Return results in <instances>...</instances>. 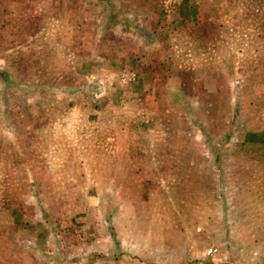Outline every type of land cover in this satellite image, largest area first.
<instances>
[{
	"label": "rangeland",
	"instance_id": "374dc122",
	"mask_svg": "<svg viewBox=\"0 0 264 264\" xmlns=\"http://www.w3.org/2000/svg\"><path fill=\"white\" fill-rule=\"evenodd\" d=\"M239 1L260 4L255 16L264 23V0ZM202 5L203 0H0V264H75L85 252L75 244L85 240L101 245L84 253L87 264H94L96 254L122 259L121 247L111 248L108 229L100 230L94 204L98 200L110 219L114 204L105 198L114 196L126 170L121 166L114 172L109 159L123 160L126 148H139L145 134L147 153L162 147L160 138L173 142L169 124L175 117L164 114L163 93L211 137L215 166H247L240 175L223 171L225 183L218 186L223 198L218 199L228 218L220 227L209 216L214 206L206 171L195 182L183 173L173 201L151 205L156 215L165 212V224L159 221L165 244L178 248L164 252V258L172 264L211 262L221 239L227 257L213 264H264V199H256L264 195V169L258 170L253 156H264V109L248 103L258 92L248 85L235 92L232 81L242 76L235 73L233 57H216L200 43L192 54H197L193 63L200 68L202 89L181 73L189 53L174 45L178 34L169 33L200 19ZM243 29L226 34L241 35ZM234 93L242 102L239 108L230 104L237 100ZM239 122L241 132H236ZM152 131L159 137L152 139ZM239 181L243 191L233 184ZM61 203L65 207L54 205ZM178 204L182 225L171 218ZM87 205L95 211L92 224L82 210H74ZM180 226L183 236L176 235ZM192 242L194 250L185 256L183 248ZM133 249L125 252V264L157 260L149 251L145 258Z\"/></svg>",
	"mask_w": 264,
	"mask_h": 264
},
{
	"label": "crops",
	"instance_id": "0c3cea01",
	"mask_svg": "<svg viewBox=\"0 0 264 264\" xmlns=\"http://www.w3.org/2000/svg\"><path fill=\"white\" fill-rule=\"evenodd\" d=\"M239 2V0H233L232 2L230 0H203V7L199 10V13H201L200 19L185 21L183 26H176L172 28L169 33L173 31V38L175 34H178L174 38V40L177 41L174 45L179 46L181 49L183 48L185 51L187 50L189 53V55H184L186 61L185 64L180 67H185V69L181 73L186 71L191 75L193 82H200L203 89L205 86H203V83L200 80L201 78L199 77L200 68L198 64L193 63V58L197 54H192V49L194 48L193 51L195 52L198 45L203 43L209 50H212V52L215 53L214 55L216 57H228L231 55L234 59L233 66L235 67V73L242 76L239 80L232 81L234 91L240 92L243 90V86L248 85L249 90L254 93L258 92V94H256L257 96H254V99L249 100V105L254 108L259 107L264 109V23L261 22L260 16H255V13L257 14L261 10L259 8L260 4H255L258 6L252 7ZM242 15L253 17L257 22L254 24V21L248 20L245 17L241 20ZM240 25H243L245 28L241 31V35L239 32L234 36L226 34L228 31H231ZM217 34H222L221 38H219L220 36ZM198 39H200L199 42L197 41ZM219 44L221 45L219 46ZM210 45L213 46L212 48L216 46V49L217 47H220V52H217L212 48L210 49ZM206 54L208 55L207 52ZM211 71L212 69H210L209 72ZM247 77H249V80H247ZM163 95L166 101L165 105L168 106L167 108L165 106L163 110L164 114L169 115L170 118L175 117L174 123L171 122L169 124L171 128L173 127V142L172 139L166 140L160 138L162 147L155 150L150 149L149 153H147L148 147L146 146V143L149 144V140L144 133L145 136H142V139L139 142L140 147L136 149L126 148L127 155L124 156L123 160L120 159L119 161H115L113 157L112 159H109V168L114 172H117L121 166L126 170L125 176L121 179L122 183H119L116 186L114 196L111 192V196H106L105 198V201L108 200L107 202L114 204L113 207H115V211L110 216V219H103V209L101 205H98V200L95 201L96 203L94 206H97L98 208L97 218L100 230L106 231L108 229L109 233H105L108 241L111 243V248H114L115 245L121 247L122 259H119L120 257L114 258V256L108 255L101 256V254H96L95 252V258L96 256L101 257L96 258L94 264H125L124 260L126 259L124 257H128V254H125V252H127L132 246L136 252H141L142 255H144L146 251H149L152 254L151 257L157 256L155 258L157 260L145 259V262L141 261L143 264H172L169 262L167 263L164 258L166 256L164 252L168 250L170 252L171 250L178 248L167 246V244H165L166 241L162 239L165 235V229L163 228L162 230L159 227L160 220L165 224V212L160 214V216L159 214L156 215V213L153 212L154 210L151 205L154 202L169 203L173 201V197L175 196L172 193H177V187L183 185V173L190 174V177L194 178L193 180L191 179L193 182H195V179L198 180L202 177L199 172L203 173L206 171V173H209L211 178L206 176L207 179H211L208 182L209 189H207V192L208 194L211 193V196H209L208 199L212 198L211 201L214 206V212L209 216L214 218L215 225H219V227L222 224V219L228 218V208H225L223 205V200H221V204V201L218 199L222 197V194L220 196L218 193L220 181L222 183L224 181L225 183V174H223V171L226 173L235 171V174L240 175L244 174L243 171L246 172L247 166H244L243 163L240 162L234 166L231 165V167L224 166L225 168L223 167L222 170L215 166L211 162V158L213 157L212 147H209L205 143V136H203L201 128L191 122L189 114L185 110L181 111L176 106L174 107L167 94L163 93ZM233 96H235L237 100L236 102L233 100L230 104L239 108L242 102L238 99V93H236V95L234 93ZM235 120L236 118H234L233 121ZM240 128L241 126L239 122L235 124L234 131L241 132ZM152 132L150 133V135L152 134V139L159 137L157 133H154V131ZM130 134L133 135L134 133H129V135ZM253 137V135L249 136V140L251 141ZM209 139H211V137H209ZM229 140H231V137H229ZM128 145H130V143ZM111 153L115 156L117 152ZM253 156L255 157L254 161L259 162L260 166L258 170L264 169V156L260 154H254ZM237 158L238 161H242L240 157ZM81 163L85 164V161ZM240 165L243 166L241 167ZM254 168H256V166H253V169ZM83 169L87 168L84 167ZM168 173L170 174L168 175ZM112 174L114 175L113 179H117V175L114 173ZM246 179L247 177L244 180ZM192 181H190L191 184H193ZM93 184L96 185L95 182H93ZM233 184L235 187H241L242 185L240 181L237 183L234 182ZM133 185H135V187ZM151 187H156L157 191L153 188L151 189ZM242 188L243 187H241L240 191ZM240 191L237 194L238 196L236 195L239 202L242 200V193H240ZM98 192L101 194V190ZM227 196H232V194H227ZM261 198L264 199V195L256 197L258 202L262 201ZM156 199H158V201ZM178 202L183 201L180 198ZM54 205L58 206L59 209L65 207L64 203ZM175 209V213L173 212V214H171V218L176 224L182 225L183 218L181 217V207L179 204ZM74 210L77 213H80L82 210L81 215H84L85 219L89 217V220L87 219L88 221H91L90 219L94 217L95 214L91 205L80 208L76 207ZM127 210L133 211L128 215L130 211L126 214L125 212ZM160 210L164 211L165 206H163V208L160 207ZM72 213L74 214V211H72ZM64 216L68 220L71 215ZM207 217L208 216H205V218ZM229 218L231 217L229 216ZM244 219L246 220V218ZM202 220H204V217ZM226 221L227 220H224L225 224ZM93 222L94 221H91V224ZM125 226H129L130 229L125 228ZM146 226L149 230L146 229ZM167 231L168 230L166 229V234L168 233ZM57 233L58 231L55 232V234ZM183 234V228L180 226L176 235L183 236ZM101 238L102 236H100V239ZM184 241L190 243L185 235ZM57 242H61V239H57ZM22 244L23 243L20 242V245ZM218 244L219 246L214 250V254L210 256L211 262H204V264H213L216 262V258L218 261H222L227 257L226 252L221 247L223 244L221 239H219ZM75 245L77 246L78 251L79 249H81V252L85 250L84 253L90 250L92 251V249H94V251L101 249V245L93 247V245H96L94 240L80 241ZM183 250L187 251L185 256H190L191 252L194 250L193 242L190 248L187 246L183 248ZM210 250L211 249H209V251ZM169 252H167V254L173 255L172 253L174 251L171 253ZM175 252L178 254L177 251ZM84 253L82 257L79 256L80 260H77L75 264H87ZM87 255L92 256V254ZM144 256L146 258V255ZM136 260L140 262L138 258H136ZM46 264L49 263L46 262ZM63 264L67 263L64 262Z\"/></svg>",
	"mask_w": 264,
	"mask_h": 264
},
{
	"label": "trees",
	"instance_id": "16d2710c",
	"mask_svg": "<svg viewBox=\"0 0 264 264\" xmlns=\"http://www.w3.org/2000/svg\"><path fill=\"white\" fill-rule=\"evenodd\" d=\"M200 126V125H199ZM202 131V130H201ZM202 133H203V136H205L206 135V137H204V139H205V143L209 146V147H211L210 146V141H208L209 140V135H208V133L206 134L204 131H202ZM208 138V139H207ZM103 210H105V209H103ZM114 211H115V207H114V209H113V211H112V213H111V215L114 213ZM103 214H104V211H103ZM110 215V216H111ZM103 219H105V217H104V215H103ZM99 256H97L96 258H98Z\"/></svg>",
	"mask_w": 264,
	"mask_h": 264
}]
</instances>
